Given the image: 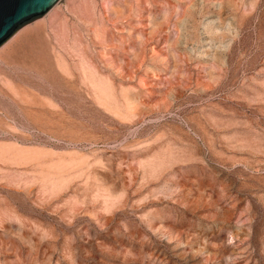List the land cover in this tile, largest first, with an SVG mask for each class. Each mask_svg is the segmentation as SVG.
<instances>
[{"label": "rangeland", "instance_id": "374dc122", "mask_svg": "<svg viewBox=\"0 0 264 264\" xmlns=\"http://www.w3.org/2000/svg\"><path fill=\"white\" fill-rule=\"evenodd\" d=\"M0 264H264V0H59L7 41Z\"/></svg>", "mask_w": 264, "mask_h": 264}, {"label": "water", "instance_id": "95a60500", "mask_svg": "<svg viewBox=\"0 0 264 264\" xmlns=\"http://www.w3.org/2000/svg\"><path fill=\"white\" fill-rule=\"evenodd\" d=\"M59 0H0V48L23 26L45 16Z\"/></svg>", "mask_w": 264, "mask_h": 264}]
</instances>
